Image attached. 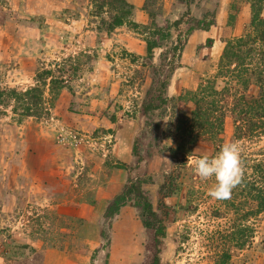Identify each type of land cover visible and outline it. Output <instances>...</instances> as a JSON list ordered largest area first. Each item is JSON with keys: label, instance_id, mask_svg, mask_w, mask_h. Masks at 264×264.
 <instances>
[{"label": "rangeland", "instance_id": "rangeland-1", "mask_svg": "<svg viewBox=\"0 0 264 264\" xmlns=\"http://www.w3.org/2000/svg\"><path fill=\"white\" fill-rule=\"evenodd\" d=\"M262 39L264 0H0V264H264Z\"/></svg>", "mask_w": 264, "mask_h": 264}, {"label": "clouds", "instance_id": "clouds-1", "mask_svg": "<svg viewBox=\"0 0 264 264\" xmlns=\"http://www.w3.org/2000/svg\"><path fill=\"white\" fill-rule=\"evenodd\" d=\"M198 150V149H197ZM188 164L194 166V173L202 181H215L210 196L217 200L230 199L233 190L241 185L244 165L239 145L235 142L224 144L214 157L188 156Z\"/></svg>", "mask_w": 264, "mask_h": 264}, {"label": "trees", "instance_id": "trees-1", "mask_svg": "<svg viewBox=\"0 0 264 264\" xmlns=\"http://www.w3.org/2000/svg\"><path fill=\"white\" fill-rule=\"evenodd\" d=\"M255 26H256V24H257V27L259 26V27H262L261 25H259L258 24V19L257 20H255ZM264 39H262V41H263ZM202 89V88H201ZM148 208H149V210H150V206L148 205ZM263 211H264V209H263ZM156 236H157V238H161V237H164V227H163V224H161L160 225V227H159V229H157V231H156Z\"/></svg>", "mask_w": 264, "mask_h": 264}]
</instances>
